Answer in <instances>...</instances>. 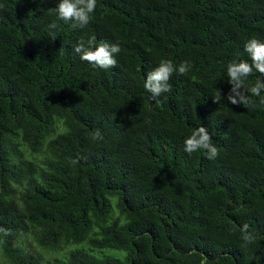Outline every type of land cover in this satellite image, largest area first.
<instances>
[{"label":"trees","instance_id":"1","mask_svg":"<svg viewBox=\"0 0 264 264\" xmlns=\"http://www.w3.org/2000/svg\"><path fill=\"white\" fill-rule=\"evenodd\" d=\"M59 2L0 0V255L38 264L31 240L74 247L57 264H264V91L254 109L226 99L264 0H97L83 29ZM92 36L119 44L115 68L80 61ZM161 60L191 70L157 105L143 84ZM199 127L215 159L184 151Z\"/></svg>","mask_w":264,"mask_h":264},{"label":"clouds","instance_id":"2","mask_svg":"<svg viewBox=\"0 0 264 264\" xmlns=\"http://www.w3.org/2000/svg\"><path fill=\"white\" fill-rule=\"evenodd\" d=\"M97 0H60L54 9L49 12L56 14V20L66 24L70 23L73 29H83L87 27L92 19V15L96 9ZM3 5H0L2 8ZM52 30L58 27L56 22L48 25ZM53 37L55 33L53 32ZM73 51L79 56L81 62H86L94 69L108 70L115 68L117 61L114 54H119L121 48L118 43L108 44L106 42L97 43V38L92 36L88 41L80 40ZM244 52L248 55L249 60L231 61L226 68L228 83L231 85L226 99L235 106L254 109L255 101L252 97H260L264 91V42L258 39H249L244 44ZM191 70L189 61H182L175 66L171 60H161L159 65L146 74L143 84L144 89L151 94V100L159 105L161 103L159 97L171 91L169 81L174 73L179 75H187ZM259 74L254 85L246 87L245 82L250 76ZM250 93V95H249ZM221 96L214 100L219 103ZM259 104L264 106V98L259 100ZM99 138V132L95 134ZM205 150L206 158L215 159L218 156V150L212 142V138L205 127L195 129L192 134L184 141V151L191 156L192 153ZM243 233L242 239L247 244L252 243L256 237L249 232V225L244 224L241 227ZM0 233L5 236L10 233L4 228H0Z\"/></svg>","mask_w":264,"mask_h":264},{"label":"rangeland","instance_id":"3","mask_svg":"<svg viewBox=\"0 0 264 264\" xmlns=\"http://www.w3.org/2000/svg\"><path fill=\"white\" fill-rule=\"evenodd\" d=\"M22 248L27 254H29L35 260H37L38 264H57L58 261L61 262L64 260V257L67 251L69 250V248H74V247L63 248L58 251H46L39 248L31 240H27V241L25 240ZM0 264H10V263L0 255Z\"/></svg>","mask_w":264,"mask_h":264}]
</instances>
